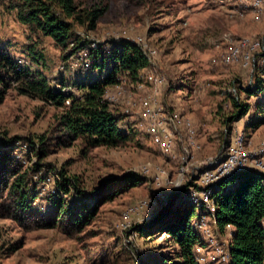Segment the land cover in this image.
<instances>
[{
	"label": "rangeland",
	"instance_id": "rangeland-1",
	"mask_svg": "<svg viewBox=\"0 0 264 264\" xmlns=\"http://www.w3.org/2000/svg\"><path fill=\"white\" fill-rule=\"evenodd\" d=\"M107 2V11L96 28L80 35L104 45L106 51L118 37L139 36L155 48L156 65L166 77L160 99L194 123L200 146L197 164L216 153L222 141L235 132L242 134L250 147L264 143V85L258 94L247 92L250 80L253 87L256 76L264 79V57L256 61L257 69L244 68L240 62H220V55L228 48L225 37L230 36L232 42L245 37L264 38V17L257 19L246 8L239 14L233 6L220 7L211 0ZM29 42L25 26L0 6V48L19 58L22 65L41 71L52 88L101 79L110 66L107 60L103 67L91 69L88 59L87 66L83 63V53L62 52L49 37L41 39L34 62L25 52ZM233 86L236 92L231 91ZM59 110L8 89L0 103V136L6 141L3 149L28 172L29 186H34L30 193L35 195L31 202L34 210L48 209L47 199L54 190L57 194V183L63 179L53 174L63 168L66 177L79 179L84 202L91 207L96 205V211L89 224L71 234L58 228L23 229L0 214V264H146L157 254H170L175 245L164 234L148 239L140 236L135 226L166 208L157 193L167 192L170 187L166 177L158 181L156 168L165 169L172 181L177 178L178 163L159 153L135 114L121 115L120 124L129 139L120 145L91 147L83 152L78 139L68 147L50 148L48 155L40 159L37 151L17 137L47 132L49 135ZM116 112L120 113L118 105ZM258 118L263 119L251 125ZM128 174L142 179L98 202L96 198L107 181ZM62 194L65 199L74 198L72 193ZM143 200H148L149 205L130 211ZM180 200L175 198L177 203ZM125 220L128 227L122 230L121 222ZM221 239L228 241V234L224 233Z\"/></svg>",
	"mask_w": 264,
	"mask_h": 264
},
{
	"label": "trees",
	"instance_id": "trees-1",
	"mask_svg": "<svg viewBox=\"0 0 264 264\" xmlns=\"http://www.w3.org/2000/svg\"><path fill=\"white\" fill-rule=\"evenodd\" d=\"M107 4V0H0V6L25 26L26 38L30 41L25 52L32 61H36L35 50H38L41 39L49 37L62 52L68 50L70 55L83 53V59L89 60L91 69L103 67L107 60L110 62L101 79L66 84L68 89L64 90L52 88L41 71L22 65L19 58L0 48V103L7 90L13 88L20 95L60 109L53 118L49 135L47 132L17 137L37 151L40 159L48 155L50 148L68 147L78 139L83 152L91 147L117 146L129 139L120 124L123 114L116 112L117 106L105 101L103 95L122 76L130 82L140 79L148 61L133 42L115 41L106 51L102 44L98 48L91 47L89 40L80 35L96 28L98 20L107 11ZM263 57L258 56L256 61ZM255 82L253 87L247 88L248 93L258 94L264 85L260 75L256 76ZM67 99L70 100L68 105L65 104ZM262 119H256L251 125ZM5 142L0 136L1 215L11 218L23 229L58 228L66 234L79 232L91 222L96 205L91 207L84 202V189L80 187L79 179L66 177L63 168L58 174L63 178L57 183L58 192L72 193L74 198L65 199L58 193L49 195L48 209L34 210L31 202L35 195L30 194L34 186H29L28 172L15 162L9 151L3 149ZM236 178L234 185L227 187L233 179L225 181L222 189L216 192L215 222L209 224L219 236L225 233L227 224L232 225L233 236L229 240L231 264H264V226L261 224L264 219V173L249 170L237 174ZM141 179L137 174H128L107 181L105 191L96 199L102 202ZM81 196L83 199L79 200ZM202 214L191 202L180 200L159 211L151 220L135 226L140 236L149 239L161 233L175 245L170 254H157L146 264H170L173 261L174 264H198L194 258L195 246L205 244L196 228Z\"/></svg>",
	"mask_w": 264,
	"mask_h": 264
},
{
	"label": "built area",
	"instance_id": "built-area-1",
	"mask_svg": "<svg viewBox=\"0 0 264 264\" xmlns=\"http://www.w3.org/2000/svg\"><path fill=\"white\" fill-rule=\"evenodd\" d=\"M211 1L220 7L233 6L239 14H242L243 9L246 8L255 18L264 17V0ZM115 39V41L125 40L137 44L145 55L148 66L143 76L135 82H130L123 76L118 78V82L113 87L105 90L104 100L111 105H118L124 116L138 115L144 124L147 136L159 153L169 161L178 163L177 178L172 181L168 180V172L165 169L156 168L158 181L166 177L165 182L170 187L167 192H158L157 195L164 201L163 208L172 205L177 195V198L191 202L197 210L203 212L196 222V228L205 244L195 246V261L198 264H231L229 240L233 236L232 225L225 226V233L229 237L226 241L221 239V236L215 233L209 224L215 222V194L222 189V183L225 181L233 179L227 187L234 185L237 182L236 175L241 172L256 170L264 173V143L257 147H250L242 134L235 132L222 141L216 153L208 155L197 164L196 153L200 146L194 123L189 117L178 113L160 99L161 88L166 83V77L156 65L155 48L147 45L139 36L132 39L123 37ZM223 40L228 42V48L220 55L222 64L240 62L244 68L249 66L254 68L256 57L264 55V38L245 37L232 42L231 37L227 36ZM99 45L100 43L95 40L90 42L93 48H98ZM83 61L87 66L86 59ZM251 84L252 80H250V86ZM67 89L64 88V90ZM231 91L236 92V87L233 86ZM69 103L70 100L67 99L65 104ZM53 175L58 176L56 172ZM53 193L55 194V190ZM57 193L61 195L62 192ZM78 198L83 199V197ZM148 205V200H143L130 211ZM128 213L127 211L124 214V219ZM126 227L128 224L125 220L121 222V229L125 230Z\"/></svg>",
	"mask_w": 264,
	"mask_h": 264
},
{
	"label": "crops",
	"instance_id": "crops-1",
	"mask_svg": "<svg viewBox=\"0 0 264 264\" xmlns=\"http://www.w3.org/2000/svg\"><path fill=\"white\" fill-rule=\"evenodd\" d=\"M262 225L264 226V220H263V224Z\"/></svg>",
	"mask_w": 264,
	"mask_h": 264
}]
</instances>
